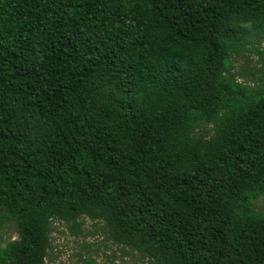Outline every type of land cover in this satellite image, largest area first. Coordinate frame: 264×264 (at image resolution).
Segmentation results:
<instances>
[{
	"label": "trees",
	"instance_id": "trees-1",
	"mask_svg": "<svg viewBox=\"0 0 264 264\" xmlns=\"http://www.w3.org/2000/svg\"><path fill=\"white\" fill-rule=\"evenodd\" d=\"M259 197L264 0H0V264L84 218L147 264H264Z\"/></svg>",
	"mask_w": 264,
	"mask_h": 264
},
{
	"label": "rangeland",
	"instance_id": "rangeland-1",
	"mask_svg": "<svg viewBox=\"0 0 264 264\" xmlns=\"http://www.w3.org/2000/svg\"><path fill=\"white\" fill-rule=\"evenodd\" d=\"M242 62V58L237 63ZM255 207L264 213V197L255 200ZM80 232L71 234L66 225L54 221L50 234L51 249L45 264H84L90 258L94 264H147L141 255L110 242L99 228L100 224L88 218L80 220ZM15 238L12 227L2 232V238Z\"/></svg>",
	"mask_w": 264,
	"mask_h": 264
}]
</instances>
